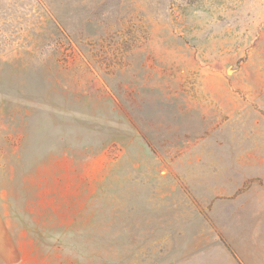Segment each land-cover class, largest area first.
I'll return each instance as SVG.
<instances>
[{
  "label": "rangeland",
  "instance_id": "obj_1",
  "mask_svg": "<svg viewBox=\"0 0 264 264\" xmlns=\"http://www.w3.org/2000/svg\"><path fill=\"white\" fill-rule=\"evenodd\" d=\"M262 159L264 0H0L2 264H264Z\"/></svg>",
  "mask_w": 264,
  "mask_h": 264
},
{
  "label": "crops",
  "instance_id": "obj_2",
  "mask_svg": "<svg viewBox=\"0 0 264 264\" xmlns=\"http://www.w3.org/2000/svg\"><path fill=\"white\" fill-rule=\"evenodd\" d=\"M262 163H264V159L261 160ZM259 176H261L264 179V170L258 172ZM256 192H254V194H260V193H264L262 192L260 189H256ZM3 241H4V223H3V217L0 215V264H2V260H3V251H4V246H3ZM242 247L241 249H245V247L247 249H249L250 247L246 244H243L242 242ZM245 249V250H247Z\"/></svg>",
  "mask_w": 264,
  "mask_h": 264
}]
</instances>
